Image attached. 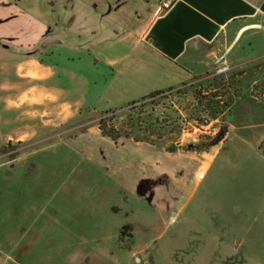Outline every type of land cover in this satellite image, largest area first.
Here are the masks:
<instances>
[{"label":"crops","instance_id":"0c3cea01","mask_svg":"<svg viewBox=\"0 0 264 264\" xmlns=\"http://www.w3.org/2000/svg\"><path fill=\"white\" fill-rule=\"evenodd\" d=\"M8 15L0 9V22L14 23ZM21 30L11 24L0 28V50L14 55L39 45L51 59L20 52L19 76L26 83L21 92L51 91L52 100L64 91L77 93L72 101L59 99L58 107L69 112L80 106L96 109L79 100L80 93L94 92L95 101L106 102L101 107L106 111L212 74L229 78L237 93L247 90L249 100L236 93L224 113L225 139L207 150L170 149L161 141L133 137L114 142L98 126L85 128L70 143L129 189L145 187L163 223L161 232L150 227L149 235H162L178 220L191 221L210 241L234 252V264H264V0H176L168 10L157 0H68L53 23ZM221 67L226 69L218 72ZM58 68H63L60 74ZM256 84L260 95L252 91ZM31 219L22 213L17 226L3 232L0 264H34L30 260L43 250L33 247L39 237L58 235L30 228ZM125 232H116L123 252ZM71 235L90 233L70 230ZM44 240L55 246V239ZM76 246L68 264H104L90 245ZM127 253L116 260L131 264L129 257L139 252L129 246ZM154 258L148 264H161Z\"/></svg>","mask_w":264,"mask_h":264},{"label":"rangeland","instance_id":"374dc122","mask_svg":"<svg viewBox=\"0 0 264 264\" xmlns=\"http://www.w3.org/2000/svg\"><path fill=\"white\" fill-rule=\"evenodd\" d=\"M63 6H68V0H1L0 9L11 13L8 17L14 23L0 22V28L11 24L23 33V27L26 30L39 22L53 23ZM26 51L41 61H51L39 45L14 50V55L0 50V243L6 238L3 232L17 226L19 215L25 213L32 218L30 228L58 233L55 237L40 236L35 242L33 247L43 250L39 259L30 260L34 264H68L75 245H90L93 257L101 256L104 264H120L116 258L126 259L129 246L139 252L129 257L131 264H137L136 260L148 264L152 255L161 264H234V252L210 241L191 221L178 220L162 235H149L150 227L151 232H161L163 223L150 205L145 187L139 193L129 189L112 172L88 163L70 143L79 132L98 126L102 119L106 130L119 131L116 142L129 136L161 141L170 149L178 145L184 150H207L225 139L224 113L237 93L230 79L215 74L195 77L179 88L108 113L101 111L105 101H95L94 92H84L79 100L95 104L96 109L80 106L69 112L58 107L59 99L72 101L77 93L64 91L52 100L51 91L21 92L26 83L19 76L20 54ZM57 71L60 74L63 68ZM28 84L35 85L36 81ZM260 89L257 84L252 87L257 95ZM237 94L245 100L249 92ZM201 124L204 127L199 128ZM122 229L128 233L124 252L119 247L122 237L116 236ZM70 230H86L90 235L70 236ZM50 238L55 239V246L45 243L44 239Z\"/></svg>","mask_w":264,"mask_h":264},{"label":"trees","instance_id":"16d2710c","mask_svg":"<svg viewBox=\"0 0 264 264\" xmlns=\"http://www.w3.org/2000/svg\"><path fill=\"white\" fill-rule=\"evenodd\" d=\"M163 92L164 91H155V92L150 93L149 95L143 97L142 99L153 98V97H155V96H157L159 94H162ZM114 111H115V109H108L106 111H103V113L114 112ZM103 122L104 121L102 119H100V122H99V125H98L101 133L103 135H106V136L110 137L114 142H116L117 139L120 137L119 131H116L115 129L106 130V126H103ZM126 137H129V136H126Z\"/></svg>","mask_w":264,"mask_h":264},{"label":"built area","instance_id":"2783aa9c","mask_svg":"<svg viewBox=\"0 0 264 264\" xmlns=\"http://www.w3.org/2000/svg\"><path fill=\"white\" fill-rule=\"evenodd\" d=\"M157 1H158V4H159V7L162 10L170 9L174 5V3L176 2V0H157ZM225 69H226V67H221L218 72H221V71H223ZM261 93L264 96V91H262ZM201 127H204V124H201L199 126V128H201ZM199 128H196V129H199Z\"/></svg>","mask_w":264,"mask_h":264}]
</instances>
